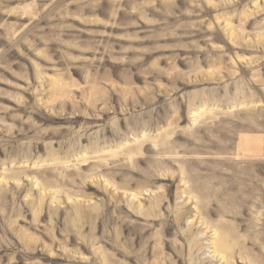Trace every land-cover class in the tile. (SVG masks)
<instances>
[{
    "label": "rangeland",
    "instance_id": "1",
    "mask_svg": "<svg viewBox=\"0 0 264 264\" xmlns=\"http://www.w3.org/2000/svg\"><path fill=\"white\" fill-rule=\"evenodd\" d=\"M0 264H264V0H0Z\"/></svg>",
    "mask_w": 264,
    "mask_h": 264
},
{
    "label": "bare ground",
    "instance_id": "2",
    "mask_svg": "<svg viewBox=\"0 0 264 264\" xmlns=\"http://www.w3.org/2000/svg\"><path fill=\"white\" fill-rule=\"evenodd\" d=\"M225 241H226L225 238L220 237V238H217L215 242H213V245L215 248L214 252L216 253V255L219 254L224 259H225L224 252L226 251V248H227Z\"/></svg>",
    "mask_w": 264,
    "mask_h": 264
}]
</instances>
